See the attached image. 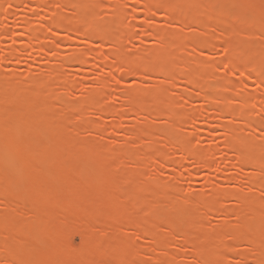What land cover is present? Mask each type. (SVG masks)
I'll return each instance as SVG.
<instances>
[{
    "label": "rangeland",
    "instance_id": "rangeland-1",
    "mask_svg": "<svg viewBox=\"0 0 264 264\" xmlns=\"http://www.w3.org/2000/svg\"><path fill=\"white\" fill-rule=\"evenodd\" d=\"M160 1L0 0V264H264V0Z\"/></svg>",
    "mask_w": 264,
    "mask_h": 264
},
{
    "label": "bare ground",
    "instance_id": "bare-ground-1",
    "mask_svg": "<svg viewBox=\"0 0 264 264\" xmlns=\"http://www.w3.org/2000/svg\"><path fill=\"white\" fill-rule=\"evenodd\" d=\"M185 1H186V0H185ZM194 1H195V0H193L192 2L190 1V2L193 3ZM160 2L162 3L163 0L160 1ZM153 3H154V2H153ZM153 3H152V4H153ZM186 3H188V0H187ZM191 3H190V4H191ZM152 4H151V5H152ZM154 4H155V3H154ZM190 4H189V5H190ZM193 4H196V2H194ZM160 5H161V4H160ZM192 6L194 7V5H192ZM152 7H153V5H152ZM172 9H173V7H172ZM174 9H175V8H174ZM55 15H56V14H55ZM257 18H259V17L257 16ZM57 20H58V19H57ZM57 20H56V21H57ZM212 20H213V19H211V22H210V23H213V24H214V21H215V20H213V21H212ZM256 20H257V19H256ZM259 20H260V19H258L257 22H259ZM179 21H180V19H179ZM260 21H261V20H260ZM195 22H196L195 24H198V23H197L198 21H195ZM54 23H55V22H54ZM215 23H217V22L215 21ZM260 23H261L260 26L264 25L263 21H261ZM262 23H263V24H262ZM58 24H59V23H57V25H58ZM263 41H264V40H263ZM192 43H193V41H192ZM194 43H195V42H194ZM244 46H245V44H243L241 47H244ZM242 49H244V48H242ZM234 63H235V62H234ZM231 65H232V64H231ZM235 65H237V64H235ZM232 66H233V65H232ZM232 66H231V67H232ZM239 66H240V65H239ZM235 67H236V66H233V68H235ZM261 72H262V71H259L257 74H255V75H256V78H257V75H259V78H257V79H259V80H260V78L264 79V78H263L264 75H262V73H264V71H263L262 73H261ZM260 73H261V74H260ZM261 75H262V76H261ZM189 78H190V77H189ZM262 79H261L260 81H262ZM190 82H191V81H190ZM263 82H264V80H263ZM263 86H264V85H263ZM203 93H204V92H203ZM205 94H206L205 96H206V97L208 96V98H210V96H212V95L209 96L208 93H205ZM212 98L214 99V97H212ZM212 98H211V100H213ZM243 106H244V105H243ZM27 108H28V107H27ZM27 108H26V109H27ZM31 108H32V106H31ZM31 108H28V110H29L30 112L33 111V108H32V110H30ZM12 109H14V108H12ZM14 110H15V109H14ZM35 110H36V109H34V111H35ZM233 110H234L233 108H229V111H231V112H235V111H236V110H235V111H233ZM34 111H33V112H34ZM229 111H228V113H229ZM37 112H38V111L36 110L33 114L36 115ZM231 112H230L229 114H232ZM237 113H238V112H236V114H237ZM233 114H234V113H233ZM31 115H32V113H31ZM36 116H38V115H36ZM237 116H238V115H237ZM240 116L243 117V121H244L245 125H247L250 121H251V123H250L251 125H249V124H248V125H249V126H252V125H253V121L251 120V118L248 119V118H249L248 115L240 114ZM248 125H247V126H248ZM16 136H18V135H15V137H16ZM13 137H14V134H13V136L11 135V138H10V135H9V139L7 138V139H8L7 141H6V139L3 140V141H5L4 143H5L6 145H8V144H11V142H13V143H12L13 146H14V145H17V144H16V141H17V139H18L19 136H18L17 138H13ZM0 139H1V137H0ZM10 139H13V141L10 140ZM9 146H11V145H8V147H9ZM10 148H14V149H15L16 147L14 146V147H10ZM15 150H16V149H15ZM30 152H31V151H30ZM25 154H26V153H25ZM240 154H241V153H240ZM26 155H27V154H26ZM242 155H243V154H242ZM21 157H22V154H21ZM25 157H26V156H25ZM237 157H238V160L240 161L239 158H243V157H245V156L243 155V157H242V156L239 157V155H237L236 158H237ZM251 158H252L254 161L257 159L254 155H253V157H251ZM23 159H25V158H23ZM252 159H251L252 162L250 161L251 163L254 162ZM62 164L64 165V168H63L64 170H67V167H66V166H70V168H71V166H72V165H70V164H68V163L66 164V162H65V163H62ZM62 164H61V165H62ZM31 165H32V164H31ZM31 165H30V166H31ZM63 165H62V166H63ZM62 166H59V165H58V166L55 167L56 169L54 168V169H52V171H51V170H50V171H51V172H54V173H57L56 175H57L58 177H63L64 180H65V178H66V177L64 178L65 175H66L67 177H70V178L72 179V177H71L70 175H73V174H74V173H73V171H75V170H74V167L72 166L71 169L68 167V170H67L68 173H67V172L63 171ZM32 167H33V166H32ZM58 167H61V171H57V170H60V168L58 169ZM65 167H66V169H65ZM35 168H36V167H35ZM36 169H37V168H36ZM36 169L33 168V169H32L33 173H32V171H31V172L29 171L28 174H29L31 177H33L32 174H34V173L36 174V173L39 172V169H37L38 172L36 171ZM69 169H70V170H69ZM56 171H57V172H56ZM42 172H43V171L41 170L40 173H38V175H37V174H36V175L39 176V175H41V174H44V173H42ZM45 172H46V171H45ZM48 172H49V171H48ZM59 172H61V173L59 174ZM64 172H65V173H64ZM54 173H52V175H55ZM66 173H67V174H66ZM70 173H71V174H70ZM35 174H34V175H35ZM61 174H62V175H61ZM64 174H65V175H64ZM68 174H69V176H68ZM47 175H48V173H47V174L45 173V176H47ZM60 175H61V176H60ZM63 175H64V176H63ZM30 176H29V178H31ZM27 177H28V175H27ZM43 177H44V175H43ZM46 178H47V177H46ZM46 178H45V179H46ZM59 179H60V178H59ZM67 179H68V178H66V180H67ZM64 180H62V178H61L60 183H62V181H64ZM73 180H74V179H73ZM69 181H70V179H69ZM95 181H96V180L93 181L94 184H93V186H92L91 188L88 187V188L90 189V192L88 191V195H89V196H88V195H85L84 193H81L80 195H82V196L85 195L84 197H90V195L93 196V192L96 193V191L98 190V189L95 190L94 188H95V187L98 188V187L101 186V185H100V184H101V183H100V179H99V181L97 180V182H95ZM50 182H51L50 184H48L47 181H46V183H45V184H48V185H49V186H47V187H49V188H47V189L49 190V192H51V191H53V190H55V189H58V187H59L58 185H54L55 183H52L53 181H50ZM65 182H68V181H65ZM98 182H99L100 184H98ZM63 183H64V182H63ZM95 183H97V184H96L97 186L95 185ZM45 184L43 183V184L41 185L42 188H43V190L46 188V187H45ZM43 185H44V186H43ZM50 185H51V186L53 185L54 187L57 186V187L53 188V186H52V189H51V186H50ZM68 185H69V184H68ZM44 187H45V188H44ZM93 187H94V188H93ZM84 188H85V187H84ZM92 188H93V189H92ZM13 189H14V188L11 187V188H10L11 191H10V190H6V191L10 193V192H12ZM40 189H41V188H40ZM47 189H46L45 191H47ZM82 189H83V188H82ZM86 189H87V187H86ZM89 189H88V190H89ZM43 190H42V191H43ZM79 190H80V189H79ZM79 190H78V191H79ZM84 190H85V189H84ZM6 191H5V192H6ZM47 192H48V191H47ZM47 192H46V193H47ZM9 193H8L7 195H9ZM12 193H14V191H13ZM58 193H59V191H58ZM86 193H87V191H86ZM2 194H3V193H2ZM10 194H11V193H10ZM7 195L5 194L4 196H7ZM13 195H14V194H13ZM77 196H79V195H77ZM43 197H45L44 194L42 195V198H43ZM57 197H58V196H57ZM64 197H65V195H62L61 197H59V200H60L59 202H60V203L58 202V204H60V205H59L57 208H55V207L53 206L55 209H59V208L62 206V204H64V203L66 202V201H65V202H62V201H61ZM8 198H9V197H8ZM46 198H47V197H45V199H46ZM61 198H62V199H61ZM65 198H66V197H65ZM65 198H64V199H65ZM0 199H1V198H0ZM6 199H7V198H6ZM45 199H44V203L47 201V200L45 201ZM50 199H52V198H50ZM89 199H90V198H89ZM3 200H4V199H3ZM3 200H2V201H3ZM91 200H93V199H91ZM50 201H51V200H50ZM50 201H49V202H50ZM93 201H95V200H93ZM107 202H108V201H107ZM55 203H56V202H55ZM108 203H110V202H108ZM48 204H49V203H48ZM48 204H45V205L48 206ZM43 205H44V204H43ZM49 205H50V204H49ZM105 205H106V208H105V209L108 210V213H107V211L105 210V212H106V214L108 215V217H110V216H115V215H113L114 213L110 212V211H111V208H109L110 206H109L107 203H105ZM118 206H121V207H122V209H121V207L119 208V209H121V212H122V210H123V206H122V205H118ZM44 207H45V206H43V208H44ZM45 208H46V207H45ZM108 208H109V209H108ZM47 209H48V208H47ZM49 209L52 211L53 208L51 209V207H49ZM75 209H76V208H75ZM37 210H38V209H37ZM50 210H46V211H50ZM72 210H73V209H72ZM40 211H41V210H40ZM40 211H39V212H40ZM42 211H43V209H42ZM46 211H43V212L47 213ZM56 211H57V210H56ZM35 213H38V212L35 211ZM110 213H111V214H110ZM117 213H118V212H117ZM40 214H41L43 217H44V215H47V214H42V212H40ZM109 214H110V215H109ZM115 214H116V213H115ZM36 215H37V214H36ZM36 215H35V216H36ZM77 215H78V214H77ZM104 215H105V214H104ZM117 215H119V213H118ZM117 215H116L115 217H116L117 219H119V218H118L119 216L117 217ZM121 215H122V213H121ZM37 216H38V215H37ZM37 216H36V217H37ZM42 216H41V217H42ZM72 216H73V218L76 217L74 213H71V216H70L71 219H72ZM100 217H101V215H100ZM102 217H103V216H102ZM106 217H107V216H106ZM7 218H8V217H7ZM38 218H40V216H39ZM38 218H37V219L35 218V220H37V221H38V220H41V219H38ZM45 218H46V217H45ZM0 219H1V218H0ZM42 219H43V218H42ZM71 219H70V220H71ZM121 219L123 220V219H124V216H122ZM6 220H7V219H6ZM6 220H5V221H6ZM33 221H34V220H33ZM43 221H45V220L43 219ZM43 221H42V220L40 221V222H42L41 224H47L46 222H48V221H45V222H43ZM73 221H75V220L73 219ZM1 222H3V221H1ZM7 222H8V221H7ZM3 223H4V222H3ZM36 226H37V225H36ZM45 226H46V225H45ZM48 227H49V226H48ZM66 230H67V229H66ZM66 230L64 229V231H66ZM32 231H33V229H32ZM32 231H31V232H32ZM45 231H46V230H45ZM70 231H71V230H70ZM23 232H24V231H23ZM66 232H69V230H67ZM26 233H27V232H26ZM73 233H74V232H73ZM29 234H30V233H29ZM29 234L27 233L26 235H29ZM12 236H13V235H12ZM12 236H11V237H12ZM19 236H20V235H19ZM28 237H29L28 239H30V235H29ZM32 237H33V236H31V238H32ZM17 238L19 239L18 235H17L16 239H17ZM22 238H24V237H22ZM33 238H35V237H33ZM25 240H26V239H25ZM38 240H41V239H38ZM58 240H59V239H58ZM11 241H12V240H11ZM11 241H10V242H11ZM14 241H15V240H14ZM17 241H18V240H17ZM26 241H28V240H26ZM42 241H43V240H42ZM64 241H65V240H64ZM66 241H67V240H66ZM2 242H3V241H2ZM7 242H8V241H7ZM8 243H9V242H8ZM16 243H17V242H16ZM16 243H15V244H16ZM22 243H23V242H22ZM39 243H40V241H39ZM42 243H43V242H42ZM47 243H49V242H47ZM9 244H10V243H9ZM19 244H20V243H19ZM43 244H46V243L44 242ZM43 244H41V245H43ZM59 244H60V243H59ZM68 244H69V243H68ZM5 245H6V244H5ZM27 245H28V244H27ZM41 245L39 244V246H41ZM52 245H53V244H50V246H52ZM55 245H57V244H55ZM55 245H53L52 248H55V247H56ZM60 245H61V244H60ZM60 245H59V249H60ZM25 246H26V245H25ZM29 246H30V244H29ZM54 246H55V247H54ZM68 246H69V245H68ZM90 246H91V245H90ZM31 247H32V246H31ZM45 247H47V246L44 245L43 249H46ZM48 247H49V245H48ZM86 247H87V246H86ZM27 248H28V247H27ZM38 248H39V247H38ZM41 248H42V247H40V249H41ZM49 248H50V247H49ZM65 248H66V247H65ZM70 248H71V246H70ZM97 248H98V247H97ZM57 249H58V247H57ZM86 249H87V248H86ZM25 250H26V249H25ZM41 250H42V249H41ZM47 250L50 251V252L48 251V253H50L49 255H48V253H47L48 258H50V260H53L54 257H50V256H52V255H51V254H52V251H51V250H53V249L50 250V249L47 248ZM55 250H56V249L53 250V255H54V253H55ZM71 250H72V249H71ZM91 250H92V249H91ZM21 251H22V250H21ZM38 251H39V249H38ZM42 251H43V250H42ZM42 251H40V252H42ZM44 251H46V250H44ZM56 251H57V250H56ZM59 251H60V250H59ZM81 251H82V250H81ZM83 251H85V250H83ZM34 252H35V251H34ZM34 252H33V253H34ZM40 252H39V253H40ZM46 252H47V251H46ZM66 252H67V251H66ZM75 252H76V251H75ZM33 253H32V254H33ZM44 253H45V252H44ZM77 253H78V251H77ZM77 253H76V254H77ZM82 253H83V252H82ZM21 254H22V253H21ZM36 254H37V257H38V253H34L33 255H36ZM40 254H41V253H40ZM68 254H70V252H69ZM19 255H20V254H19ZM26 255H27V253H26V254L24 253L23 256H26ZM30 255H31V253L29 254V256H30ZM33 255H32L33 260H32V258H31L32 262H27V264H28V263H29V264H30V263L32 264V263L35 262V260L37 259V257H36V259H35V256H33ZM23 256H21V258H22ZM27 256H28V255H27ZM29 256H28V257H29ZM39 256H40V255H39ZM43 256H45V255L43 254ZM43 256H41V257H43ZM63 256H64V255H63ZM69 256H72V255H69ZM78 256H79V255H78ZM78 256H77V257H78ZM80 256H81V255H80ZM5 257H6V256H5ZM9 257H10V256H9ZM14 257H15V256H14ZM16 257H17V260H18V256H16ZM16 257H15V259H14V258H13V259L10 258V259H12L11 262H9V259L7 258L9 264L12 263V262H13V264H16V263H15V262H16ZM58 257H59V256H58ZM58 257H56L57 261L54 259V263H55V262L58 263V261H59V263H60V261L62 262V260H64V259H61V256L59 257V259H58ZM25 258H27V257H25ZM25 258L23 257V260H25ZM29 258H30V257H29ZM29 258H27V259H29ZM45 258H46V257H45ZM65 258H66V257H65ZM79 258H80V257H79ZM46 259H47V258H46ZM60 259H61V260H60ZM67 259H68V258H67ZM73 259H74V256H73ZM13 260H15V262H14ZM20 261H21V260L18 261V264H19ZM25 261H26V260H25ZM28 261H30V260H28ZM42 261H43V259H42ZM69 261H70V260H69ZM69 261H68V262H69ZM23 262H24V261H23ZM23 262L21 261L20 264H23ZM39 262H41L40 259H39ZM43 262H45V260H44ZM48 262H49V261H48ZM64 262H66V260H64ZM64 262H62V263H64ZM68 262H67V263H68ZM24 263H25V262H24ZM36 263H38V262L36 261ZM62 263H61V264H62ZM25 264H26V263H25ZM39 264H42V263H39ZM43 264H44V263H43ZM47 264H48V263H47ZM73 264H74V263H73Z\"/></svg>",
    "mask_w": 264,
    "mask_h": 264
}]
</instances>
